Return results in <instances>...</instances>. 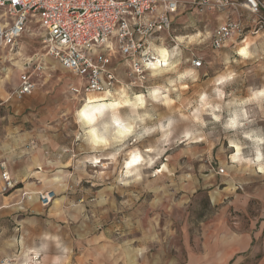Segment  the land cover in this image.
Masks as SVG:
<instances>
[{
  "label": "rangeland",
  "instance_id": "rangeland-1",
  "mask_svg": "<svg viewBox=\"0 0 264 264\" xmlns=\"http://www.w3.org/2000/svg\"><path fill=\"white\" fill-rule=\"evenodd\" d=\"M240 11L241 17L236 11L231 17L241 18L248 35L244 41L232 38L216 48L209 38L184 49L182 69L195 68L193 54L203 57V65L196 68L198 81L188 82L187 90L173 94L181 97L174 112L188 111L201 91L210 90L212 79L225 70L226 58L228 70L239 74L229 89L235 95L244 96L250 85L264 83V21L260 17L259 32H251L254 16L245 9ZM226 18L227 13L215 11L181 13L175 19L172 37L163 46L172 47L179 35L212 34ZM10 20L0 8V23ZM44 38L40 25L30 22L19 39L18 55L5 58L7 50L0 49V118H5L8 130L5 148L11 154L39 151L50 160L63 161L43 167L46 177L59 180L48 183L46 179L43 187L21 193L29 202L40 201V192L55 194L45 206L51 222H35L34 228L59 235L72 249L70 264H189L191 257L190 264H214V257L225 252L229 259L224 264H264V173L231 166L232 134L209 122L196 140L185 141L181 136L153 169L145 171L139 184L120 183L119 166L103 168L106 160L100 165L88 161L93 154L80 136L74 113L89 94L72 90V86H80L78 79L47 53ZM112 41L118 46L114 37ZM245 43L255 52L248 60L236 55V49ZM115 61L120 82L112 89L123 83L138 94L145 92L143 86L164 82L149 74L141 86L118 53ZM38 62L45 68L37 70ZM26 67L35 88L31 94L19 96L16 88ZM154 110L169 113L159 105ZM189 126L190 122H182L177 135ZM257 126L264 127V120L258 119ZM155 140L150 137L139 146ZM15 188L1 189V193L10 194ZM11 221L10 217L0 220V259L22 251L13 240ZM87 230L96 236L80 235ZM39 239L24 237L22 243Z\"/></svg>",
  "mask_w": 264,
  "mask_h": 264
},
{
  "label": "clouds",
  "instance_id": "clouds-1",
  "mask_svg": "<svg viewBox=\"0 0 264 264\" xmlns=\"http://www.w3.org/2000/svg\"><path fill=\"white\" fill-rule=\"evenodd\" d=\"M210 37L211 33L179 35L172 47L151 43L144 53L143 69L153 80L163 78L164 82L143 93H132L131 86L122 83L117 89L105 88L84 98L74 120L93 154L88 157L91 164L100 165L101 160H106L103 168L111 165L122 169L120 183L139 184L145 171L153 169L181 136L185 141L196 140L211 122L232 134L229 147L234 151L228 157L232 167L264 173V127L257 126L258 119L264 120V83L250 85L244 96L235 95L229 89L239 74L228 70L226 58L225 70L212 79L210 90L201 91L188 105V111H173L181 99L173 94L187 90L188 82L195 83L200 78L196 68L182 69L184 49ZM236 55L248 60L255 52L245 43L236 49ZM156 105L169 113L158 114ZM182 122H190L191 126L178 136ZM150 137H156L154 143L139 146ZM17 243L21 244V254L2 258L0 264H70L72 249L59 235L45 233L38 242L26 246Z\"/></svg>",
  "mask_w": 264,
  "mask_h": 264
},
{
  "label": "built area",
  "instance_id": "built-area-1",
  "mask_svg": "<svg viewBox=\"0 0 264 264\" xmlns=\"http://www.w3.org/2000/svg\"><path fill=\"white\" fill-rule=\"evenodd\" d=\"M0 8L11 19L0 28V49L14 48L29 23H38L44 31L47 53L79 78L80 86H72V90L87 94L112 89L120 82L116 53L131 69L135 83L143 86L149 75L143 69L145 51L151 43L164 45L172 37L175 19L181 13H227L210 37L216 48L232 38L244 41L248 36L241 18L231 17L233 12L241 17L240 10L245 9L254 16L251 32H259L260 17L264 21V0H0ZM191 62L195 68L201 67L203 57L193 54ZM36 66L37 70L45 68L43 62ZM34 88L32 73L26 67L16 93L31 94ZM2 178V191L15 188L8 171H3ZM54 196L40 192L39 200L48 206Z\"/></svg>",
  "mask_w": 264,
  "mask_h": 264
},
{
  "label": "crops",
  "instance_id": "crops-1",
  "mask_svg": "<svg viewBox=\"0 0 264 264\" xmlns=\"http://www.w3.org/2000/svg\"><path fill=\"white\" fill-rule=\"evenodd\" d=\"M200 34L203 33L201 32ZM76 78L80 83L79 78ZM144 87V91H146L149 86ZM5 124V118H0V220L4 217H10L13 224L12 230L15 234L13 240L19 248L21 247V244L17 242H22L24 237L29 239L30 237L33 238L38 236L40 238L42 234L47 233L51 235L52 233L51 231H46L44 229L41 231V229L34 228L32 225L35 222L41 221L44 223L51 222V214L46 213V207L43 206L40 201L35 200L29 202V199L26 196L24 197L21 195V193L26 192L27 194V188L36 189L43 187L46 183V179L48 183H51L53 179L59 180L57 179V176L54 178L51 176L46 177L43 167L49 166L53 163H56V165H59V163L63 164V161L60 158L50 160V157L39 151L34 152L26 150L23 152L19 151L16 154L8 153L4 141L5 132L8 131ZM3 171H8L12 179L17 183V188L13 189V192L7 195L1 193L2 186L4 185L2 178ZM92 230H87L86 234H84L85 232H80V235L94 237L96 235H93L94 231ZM249 234L250 233H247V235ZM38 241L39 240L35 242L34 240H28L27 243L25 242L23 244L26 246V244H35ZM109 259L110 258L108 257L107 262ZM227 259H229L228 253L225 252L224 255L221 253L219 257H214L213 261L214 264H224ZM191 261L192 257L189 258V264ZM217 261L219 262L216 263Z\"/></svg>",
  "mask_w": 264,
  "mask_h": 264
},
{
  "label": "bare ground",
  "instance_id": "bare-ground-1",
  "mask_svg": "<svg viewBox=\"0 0 264 264\" xmlns=\"http://www.w3.org/2000/svg\"><path fill=\"white\" fill-rule=\"evenodd\" d=\"M3 26H6V25H3V24H0V28L3 27ZM191 35V34H190ZM19 45H20V42H18V45H16L14 48H10V49H2V50H7L6 54L4 55L5 58H9L10 56H14L15 54H19L20 53V50H19ZM47 48V46H46ZM90 94V93H88ZM60 177H57V179H59Z\"/></svg>",
  "mask_w": 264,
  "mask_h": 264
}]
</instances>
